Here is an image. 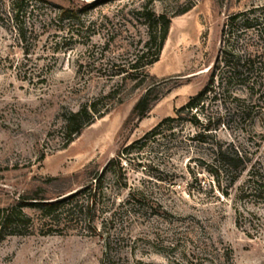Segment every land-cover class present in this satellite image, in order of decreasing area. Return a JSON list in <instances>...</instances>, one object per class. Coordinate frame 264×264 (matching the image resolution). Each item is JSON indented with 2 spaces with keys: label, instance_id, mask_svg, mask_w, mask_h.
<instances>
[{
  "label": "rangeland",
  "instance_id": "374dc122",
  "mask_svg": "<svg viewBox=\"0 0 264 264\" xmlns=\"http://www.w3.org/2000/svg\"><path fill=\"white\" fill-rule=\"evenodd\" d=\"M10 1L0 0V207L82 184L70 176L100 168L174 116L205 86L210 67L224 74V50L241 54L249 41L246 19L264 26V0H31L17 22ZM144 9L169 17L168 32L146 67L150 78H123L145 50ZM250 44L259 67L264 44ZM224 87L215 80L200 125L175 122L135 144L125 188L106 177L95 234L82 220L57 232V217L26 206L31 223L0 240V264H101L104 250L112 264H264V99L251 84ZM148 88L150 110L126 121ZM90 103L104 113L65 144V119ZM219 149L242 157L234 182ZM130 192L137 194L124 215Z\"/></svg>",
  "mask_w": 264,
  "mask_h": 264
},
{
  "label": "trees",
  "instance_id": "16d2710c",
  "mask_svg": "<svg viewBox=\"0 0 264 264\" xmlns=\"http://www.w3.org/2000/svg\"><path fill=\"white\" fill-rule=\"evenodd\" d=\"M29 2H31V0H11L10 5L13 13L11 19L17 22L20 14L24 12V8L29 5ZM241 15H244V12L230 16V23H234ZM142 18L147 30V38L143 44L145 50H141L139 54L135 55L134 61L131 62L128 67V70L134 71L126 73L123 75V78H127L125 77L127 75L131 76L132 72H138L142 77H149L146 73V67L157 60L168 32L170 18L165 14L156 15L153 11L144 9ZM244 24L246 28H250L252 32H250L249 41L245 44L242 51L239 50L241 54L235 53L234 50L229 52L224 50L225 59H229L224 74L223 72L216 74L215 69L210 67L209 70L211 69V72L205 86L196 94L190 96L183 105L176 108L174 110V116L162 119L151 131L145 133L140 139L119 149L116 155L109 158L100 168L92 169L90 165H87L84 166L77 175L73 174L70 176H80L82 179H86L76 188L61 185V187L51 194L35 192L28 198L23 197V195L18 198L15 204L0 207V240L6 235L21 233V229L27 228L31 223L29 215L23 211L26 206H34L42 218L57 217V232H62L60 228L61 225L63 226L70 222L82 220L88 223L92 233L95 234L96 227L94 222L97 215L98 201L104 194V189L106 190L104 185L106 177H113L115 182H120L119 186L121 188H125L127 183L126 165L131 162V154L133 153L135 144L141 143L139 147L141 148L149 136H155L163 127L165 129L172 127V124L175 122H187L193 126L200 125L199 113L202 111L205 104L204 100L213 92L215 80L221 87L225 86L224 88L234 81H238L239 84L247 83L248 86L251 84L250 88L257 86V90L260 92L259 97L264 99V85H261V82L258 83V79L260 80V78L264 77V63L262 61L260 62L261 66L255 67L252 52L249 51L251 46L250 41L253 39L264 44V26H262L256 17L246 19ZM123 72L125 71H120L119 73ZM149 90L150 88L136 100L126 121L131 118L141 119L150 110L152 100L149 99ZM233 99L240 102L242 101L235 94L233 95ZM238 108L241 114L247 113V110L241 104ZM97 113L98 111L94 103L84 105L78 110L69 113L68 117L65 119L64 125L66 135L65 144L71 142L74 136L80 133L83 126L92 123L96 117H100L104 112ZM209 121L208 118L207 122ZM217 156L228 169L232 170V181L234 182L236 179V172H240L245 168V165H242V157L239 156L234 149L227 152H222L219 149L217 151ZM137 164L141 166V162ZM209 172L213 175V166ZM62 179L65 178L50 177L47 179V182L61 181ZM261 186L264 187V183L257 184L258 188ZM136 194L130 192L129 198L123 203L122 208H124L125 205L130 206ZM129 213L130 211L125 207L123 214L128 215ZM119 215H121V213H119ZM115 216L116 211H110L107 223L112 222ZM50 231L49 229V232ZM113 259L114 257L110 250H104L101 264H112Z\"/></svg>",
  "mask_w": 264,
  "mask_h": 264
}]
</instances>
